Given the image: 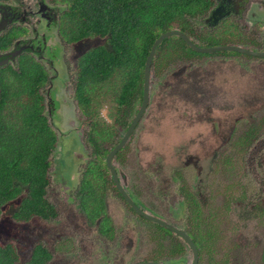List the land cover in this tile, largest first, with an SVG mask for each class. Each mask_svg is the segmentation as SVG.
Masks as SVG:
<instances>
[{
  "label": "rangeland",
  "instance_id": "1",
  "mask_svg": "<svg viewBox=\"0 0 264 264\" xmlns=\"http://www.w3.org/2000/svg\"><path fill=\"white\" fill-rule=\"evenodd\" d=\"M229 16L239 15L233 12ZM204 18L200 16L193 20L194 28L204 33H219L223 22L233 25L235 29L230 27L232 33L222 38V42L228 38L234 45L249 46L250 37L260 40L253 28L246 30L254 34L246 39L244 34L251 33L236 26L237 21L229 20L228 16L212 25H207ZM19 25L22 28L13 33V44L16 39L33 36L29 26ZM44 33L54 54L45 52L42 59L35 52H26L47 74L42 90L45 103L50 90L55 91L59 101L55 113L50 115L48 109L45 113L57 138L49 158L47 198L60 217L16 222L10 215L18 206L19 197L1 207L0 242H16L19 264L25 262L33 242L46 235V230L56 229L59 223L71 225L75 213L80 214L73 194L79 189L87 163L92 160L100 164L95 172L100 171L106 156L102 152L99 157H91L93 146L87 139L89 124H100L107 137L102 147L108 150L123 135L141 103V95H138L126 110L124 123H120L123 112L114 99L120 78L116 74L110 82L98 85L91 114L83 113L74 95L77 59L88 47L103 43L105 39L90 37L70 44L56 24L44 28ZM14 62L9 64L16 68ZM149 92L143 117L113 159L123 177L121 184L130 188L129 192L135 194L146 211L191 234L187 203L190 198L196 199L200 220L197 230L195 222L191 221L192 228L205 236V244L198 252V264H262L264 57L216 52L211 57L178 59L151 73ZM251 127L257 128L252 132L251 140L246 141L243 135ZM105 174L109 176L106 171ZM98 177L93 173L86 176L93 185L100 184ZM106 192L104 206L111 218L112 238L103 241L92 226L88 249L91 255L76 250L78 253L68 260L75 264H89V260L99 264L101 257L112 264H132L152 256L165 257L164 247H159L154 239L157 237L165 242L164 231L136 217L110 183ZM81 217L84 218L82 214ZM191 261L192 252L186 246L181 264Z\"/></svg>",
  "mask_w": 264,
  "mask_h": 264
},
{
  "label": "trees",
  "instance_id": "2",
  "mask_svg": "<svg viewBox=\"0 0 264 264\" xmlns=\"http://www.w3.org/2000/svg\"><path fill=\"white\" fill-rule=\"evenodd\" d=\"M64 1L68 6L60 16L59 28L66 41L74 43L95 36L105 39L103 44L91 46L77 59L76 102L83 113L90 115L98 85L104 81L110 82L119 74L114 99L123 112L121 120L117 119L120 123H124L126 109L142 94L145 60L159 34L169 29H179L196 43L211 46L231 43L228 38L223 42L221 39L232 33L230 27L235 29L226 22L221 24L222 34L215 31L204 33L194 28L193 20L205 15L213 6V0ZM18 31L0 34V50L10 46L13 33ZM207 54L211 53L194 51L181 37L172 35L157 46L150 71L154 73L161 67L166 68L178 59L190 60ZM46 81L44 68L27 53L17 58L16 68L11 64L0 67V216L1 207L16 197L20 199L12 212L16 218H30L32 215L49 218L55 212L53 204L45 198V187L49 184V157L57 141L45 113L42 90ZM90 125L87 139L93 146L92 153L98 157L107 151L102 147L107 137L99 123ZM256 128H249L250 131L243 135L244 140L250 141ZM108 133L111 134L109 130ZM89 163L94 170L98 167L92 160ZM93 169L85 171L83 181L87 185L90 182L86 176ZM189 215L190 235L201 248L205 244V236L192 228V222H195L194 228L197 230L200 220L199 205L194 197L190 198ZM157 226L168 232L162 226ZM47 258L45 250L38 246L24 264H41ZM19 262V253L13 243H0V264Z\"/></svg>",
  "mask_w": 264,
  "mask_h": 264
},
{
  "label": "flooded vegetation",
  "instance_id": "3",
  "mask_svg": "<svg viewBox=\"0 0 264 264\" xmlns=\"http://www.w3.org/2000/svg\"><path fill=\"white\" fill-rule=\"evenodd\" d=\"M215 1L217 4L215 5V2H214L213 6L208 10V12L211 9H213V7L217 6L218 4L222 5L223 6L222 9H224L227 12L226 16L229 17V20L233 19V22L237 21L238 24L236 23L237 24L236 26L245 29V32H247V33H251V34H244V36H246V39H248L251 35H254L252 32L246 31L250 28H253L255 30V32H258V34L257 33L256 34L260 36V40L254 39L253 37H250L248 40L249 46H247L245 44H239V43H235V44L239 45V46H243L246 49L252 50V51H255L258 49L260 51L264 50L263 49L264 48V0H215ZM0 2L5 4V6L3 7V15H2V13H0V19L3 16L4 20L7 21V26L0 32V34H2V33L4 34L6 32L9 33V32H12V30H15V31L19 30V28H22V27H20L21 25H19L21 23H25V25L29 26L31 29V32L33 33L32 37H27V38L22 39L21 43L17 45L18 48L19 47L26 48L23 50L22 53H20L17 56V58L21 54L27 53L28 51L29 52L36 51L35 53L38 54L42 59H44V56L42 54H45V52H48V54H54V51H51L49 45L47 44V37L44 33V28H49L53 24H56L58 27L60 26V16L67 9V6H68L66 1L63 2L61 0H0ZM253 4H255V5H253ZM233 12L238 13L239 16H233V17L229 16V14H231ZM206 14L203 16H206ZM226 16H224V17H226ZM247 19H250V21ZM223 20H225V19H223ZM257 20H260V21H257ZM9 21H12V22L10 23ZM256 29L257 30L260 29L262 31H260V30L256 31ZM24 30H25L24 32L27 33L26 29H24ZM95 37L102 38L99 36H95ZM87 38H90V37H87ZM102 39H104V38H102ZM16 41H18V39H16L14 41V43ZM103 43H98V44H95L92 46H96V45L103 44ZM12 44H13V41H11L10 45H12ZM224 44H232V43H224ZM206 46H208V45H206ZM12 47H14V44ZM90 47H88L87 49H89ZM8 49H10V48L8 47L4 50H0V52L7 51ZM54 50H56V48ZM85 51H83V52H85ZM224 51L226 54H228L227 52H229V53L233 52V51H228V50H224ZM82 53H80V55ZM214 53L207 54L206 56L211 57ZM48 54H46V55H48ZM234 54H238V55L242 54L243 56L249 57V58H258L257 56H253V55H249V54L241 53V52L237 53L236 51H234ZM79 56H78V58H79ZM260 59H263V58H260ZM50 62H51V59H50ZM76 76H78V75H76ZM150 77H151V71H150ZM149 87H150V84H149ZM142 90H143V88H142ZM141 102H142V94H141ZM148 102H149V100H148ZM132 105L133 104H131L130 106H132ZM140 105H141V103H140ZM140 105H139V107H140ZM139 107L137 108L132 119L130 120L127 128L125 129V132L127 131L128 127L130 126L131 121L133 120L136 113L138 112ZM129 108L130 107H128L126 110H128ZM146 108H147V106H146ZM46 109H47V105H46ZM145 110H144V112H145ZM144 112H143L141 118L143 117ZM141 118L138 120L137 124L133 128L128 139L130 138L131 134L133 133V131L135 130V128L139 124ZM90 128H91V125L89 124L88 131L90 130ZM125 132L120 137V139L124 136ZM87 138H88V133H87ZM120 139L118 140V142L120 141ZM118 142H116L110 149H112ZM110 149H108L107 152H105L106 156H107L108 152L110 151ZM52 152H51V154H52ZM105 153H103V154H105ZM115 154L113 155V157L111 159V164L115 168L116 177H117L122 189L125 191L126 194L129 195V197L131 198L133 204L136 206L137 209H135L133 206H131L127 202V200L124 199L121 192L119 191L117 184L115 183V181L113 179V174L111 173L109 167L107 166L106 156H105V160L102 163L103 168H100V171L96 170V172H95V170L93 168L89 167V165L91 166V164L88 162L87 167L85 168V171L88 169L89 170L93 169V171H90L89 173H93V174L99 176L98 178L100 179V184L96 185L97 184L96 183L95 185H93L90 183V185H87L83 181V179L85 177V172L83 173V178L81 179L79 189L76 193L73 194L74 198L77 200L76 206H77L80 214L75 213L73 224L67 225V223H65L63 225V224L59 223L57 225L56 229L50 230V231L46 230V232H47L46 235L39 236L38 240H35L33 242L32 248L30 250V254L27 257V259L25 260V262H27L30 259L34 249L38 246H41V248L45 250L46 255L48 256V258L46 260H44L41 264H75L74 262H71L68 259L73 254L78 253V252H76V250H79L80 253L88 252V249H89V246L91 243V240H90L91 236L90 235H91V232L93 231L92 226L95 227L96 235L100 239H102L103 241H105L104 239L112 238L113 226H112L111 218L106 213V209L104 206L105 196L107 195L106 191L108 189V183H110L114 187V189L117 191V194H118L120 200L125 202V204L132 210V212L136 215V217H138V218L140 217L143 220L148 221L149 223L153 224L157 228H158L157 225H160L164 229H167V231H168V232H165V231L163 232L167 238L165 242L161 241L157 237H154L155 243L159 247H162V246L164 247V249L166 251L165 253L167 254L166 255L167 257L165 256L163 258H159L156 256H152V257H150V259L140 260V261H138L136 263H132V264H142V263L147 262V261H151V262L159 263V264H181L182 258L184 257V253L186 251V246H189V245L179 235H177L174 231H171L170 229H168L167 227L157 223L156 221H153V220L145 217L144 214H147V215L153 216L157 219H160L163 222H165V223H167V224H169V225H171L177 229H180V227H178L176 225H172L171 222H167L166 220H164L158 216H155V215L149 213L148 211H146L144 209L143 204L139 200H137L135 194H132L129 192L130 188L127 189L126 187H124L121 184L122 183L121 178H123V177L119 173L118 167H115L114 163H113V159H114ZM91 157H96V155L93 154V155H91ZM101 170H104V171H101ZM105 171L109 173V176H107L105 174ZM49 186H50V182L45 187V189H46L45 198L51 203V201L47 198V188ZM181 190H184V189H181ZM186 202H188V201L186 200ZM101 204H103V208L101 207ZM187 204L189 207V203H187ZM53 207H54L55 212L53 215H50L49 218H45V217H42L40 215H32L30 218L20 219V218L14 217L13 214L10 215V218H12V220L14 219L16 222H19V223L20 222L26 223V222L32 221V220L34 221L35 218H40L41 220L59 219L60 216H58L59 214H58V212H56L57 210L55 209L54 204H53ZM81 214L83 215L84 218L81 217ZM63 219H64V217H63ZM72 228H73V231L71 232ZM83 231H85L84 234H83ZM89 231H90V234H88ZM186 233L192 239L190 233L189 232H186ZM48 234H50V235H48ZM46 238H48V239L45 242ZM80 241H82V242H80ZM192 241H193V239H192ZM6 242L13 243V245L15 247H17L16 242L13 240H9ZM171 242H173L174 244L172 245ZM0 243H3V242H0ZM194 244H195L196 249H197V259H196L195 264H198V259H199L198 252H200L201 248L195 242H194ZM189 248L191 249L190 246H189ZM173 250H174V254H172ZM191 252H192V249H191ZM89 254L91 255L90 251L87 253V255L89 256ZM19 256H20V254H19ZM193 257L194 256H193V252H192V261L190 263H186V264H193ZM100 260L101 261L99 264H112L111 262L103 261L101 257H100ZM25 262H23L21 264H24ZM87 263L95 264V262L91 261V260L87 261Z\"/></svg>",
  "mask_w": 264,
  "mask_h": 264
},
{
  "label": "water",
  "instance_id": "4",
  "mask_svg": "<svg viewBox=\"0 0 264 264\" xmlns=\"http://www.w3.org/2000/svg\"><path fill=\"white\" fill-rule=\"evenodd\" d=\"M5 6L4 3L0 2V13H2L3 15V7ZM223 6L222 5H217L215 7H213V9H211L205 16L204 18V22L207 25H212V24H216L218 23V21L220 19H222L224 16L227 15V12L222 9ZM10 23L12 21H9ZM7 26V21L4 20L3 16L0 19V32ZM172 35H177L179 37H181L186 44L191 47L194 51L197 52H201V53H213V52H218V51H224V50H228V51H236V52H241V53H246L249 55H253V56H257V57H264V50L260 51V50H248L243 46H239V45H234V44H218V45H212V46H206V45H200L197 44L195 41H193L185 32L179 30V29H169L167 31L162 32L161 34L158 35V37L155 38V40L153 41L151 48L149 50V53L146 57L145 60V64H144V77H143V90H142V102L141 105L138 109V112L136 113L135 117L133 118V120L130 123V126L128 127L127 131L125 132L124 136L120 139V141L112 148L110 149V151L108 152L107 156H106V162H107V166L109 167L111 173L113 174V179L115 181V183L117 184V187L119 189V191L121 192L122 196L124 197V199L127 200V202L133 206L135 209L136 206L133 204L131 198L129 197L128 194L125 193V191L122 189L117 177H116V171L115 168L113 167V165L111 164V159L113 157V155L125 144V142L127 141L130 133L132 132L133 128L135 127V125L137 124L138 120L141 118L144 110L146 109V106L148 104V100H149V84H150V66H151V62L152 59L154 57L155 51L157 46L159 45V43L166 37L172 36ZM21 43V40H18L14 43V47L8 49L7 51H3L0 52V67H3L13 61H15V65L17 63V56L23 52L24 49L23 47H17L18 44ZM36 52V51H34ZM13 65V64H11ZM48 93V99H47V113H49L50 115H52L53 113L56 112L57 108L59 107V101L58 98L55 95V91H49ZM145 217L156 221L157 223L167 227L168 229H170L171 231H174L177 235H179L192 249L193 252V264L196 263V259H197V249L196 246L194 244V242L192 241V239L189 237V235H187V233L183 230V229H177L165 222H163L160 219H157L153 216L144 214ZM142 264H159V263H154L151 261H147L144 262Z\"/></svg>",
  "mask_w": 264,
  "mask_h": 264
}]
</instances>
